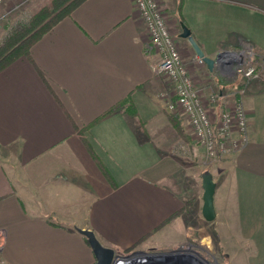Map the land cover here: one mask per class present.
I'll return each instance as SVG.
<instances>
[{
    "label": "crops",
    "instance_id": "crops-1",
    "mask_svg": "<svg viewBox=\"0 0 264 264\" xmlns=\"http://www.w3.org/2000/svg\"><path fill=\"white\" fill-rule=\"evenodd\" d=\"M160 1L211 113L242 101L249 142L213 161L177 112L180 136L134 0H85L0 71V264H94L78 228L121 254L192 245L211 264H264V0H182L205 55L222 53L212 70L180 35L179 0ZM236 54L253 55L261 77L236 73Z\"/></svg>",
    "mask_w": 264,
    "mask_h": 264
},
{
    "label": "built area",
    "instance_id": "built-area-1",
    "mask_svg": "<svg viewBox=\"0 0 264 264\" xmlns=\"http://www.w3.org/2000/svg\"><path fill=\"white\" fill-rule=\"evenodd\" d=\"M134 2L146 23L152 46L161 56L157 71L172 86L175 99L170 102L169 108L187 116L197 143L209 159L219 161L242 149L249 142L247 110L243 102L238 101L234 107L213 115L201 94L197 79L183 61L182 51L160 0ZM253 58V55L229 56L234 61L236 73L247 78L259 76L258 65ZM196 60L199 64L205 63L198 55ZM211 100L215 101L216 95H212ZM4 236L3 229H0V247Z\"/></svg>",
    "mask_w": 264,
    "mask_h": 264
},
{
    "label": "water",
    "instance_id": "water-1",
    "mask_svg": "<svg viewBox=\"0 0 264 264\" xmlns=\"http://www.w3.org/2000/svg\"><path fill=\"white\" fill-rule=\"evenodd\" d=\"M181 27V37L189 40L196 54L202 58L212 70L222 56V53H219L216 57L205 55V52L192 35L189 27L184 23H181ZM202 179L204 189L202 214L206 220L210 221L216 216L214 207L216 182L214 181L213 174L209 170L203 173ZM78 231L88 239L96 256V262L94 264H211L209 260L192 245L171 251L141 250L129 254H121L114 248L104 245L92 229L78 228Z\"/></svg>",
    "mask_w": 264,
    "mask_h": 264
},
{
    "label": "trees",
    "instance_id": "trees-1",
    "mask_svg": "<svg viewBox=\"0 0 264 264\" xmlns=\"http://www.w3.org/2000/svg\"><path fill=\"white\" fill-rule=\"evenodd\" d=\"M85 0H49L48 3L38 8L29 20L18 23L0 43V71L6 66L25 56L31 58V47L40 37L50 30L61 19L70 16L73 10ZM175 15L180 23L186 25L182 15V0H179ZM119 106L110 109L106 115L115 112ZM169 118L180 136H186L181 118L177 112L169 113ZM82 138H84L82 136ZM85 139V138H84ZM86 141V139H85ZM103 171L110 181V173L103 167ZM86 240L88 241L87 237ZM131 249L125 250L129 253Z\"/></svg>",
    "mask_w": 264,
    "mask_h": 264
},
{
    "label": "rangeland",
    "instance_id": "rangeland-1",
    "mask_svg": "<svg viewBox=\"0 0 264 264\" xmlns=\"http://www.w3.org/2000/svg\"><path fill=\"white\" fill-rule=\"evenodd\" d=\"M48 2L49 0H9L8 4L4 7L0 4V16H2L0 17V43L1 41H3L4 37L18 23L29 20L30 17L35 13V11L38 8H40L42 5ZM173 33L175 34L174 29H173ZM261 75H262V71L261 69H259V76L256 77V79L260 78ZM199 250H202L205 253V255L207 254L206 256H209V258L213 259L212 255L208 253L205 249L199 248ZM214 264H224L222 257H220V259H216Z\"/></svg>",
    "mask_w": 264,
    "mask_h": 264
}]
</instances>
